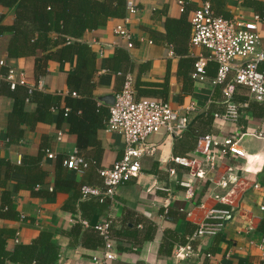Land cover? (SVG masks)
Masks as SVG:
<instances>
[{"label": "crops", "instance_id": "1", "mask_svg": "<svg viewBox=\"0 0 264 264\" xmlns=\"http://www.w3.org/2000/svg\"><path fill=\"white\" fill-rule=\"evenodd\" d=\"M178 1L136 0L137 14L129 16L126 8L125 18L109 17L105 25L86 31L73 44L70 59L60 61L56 53L42 77L36 75V62L47 53L11 58V34H0V60L24 72L26 87L61 95V108L71 95L68 79L77 65L79 42L89 44L97 54L92 96L103 109L110 108L128 75L133 79L136 99L168 102L175 109L191 103L197 106L181 137L164 131L149 138L156 153L141 160L139 176L121 185L113 198H79L78 191L84 186L103 191L99 170L112 167L123 157L125 138L108 132L104 124L96 132L98 144L80 152L89 163L86 172L67 169L64 162L78 151V135L71 132L70 124L60 121L59 111L53 110L52 122L11 125L15 100L8 83L1 79L0 206L3 196L8 194L19 215L18 220L0 218V229L17 232L16 237L7 240L8 252L12 253L19 244L31 245L43 232H48L59 252L55 264H98L96 259H104L105 242L90 227L111 222L116 258L101 264H261V251L250 241H259L264 235V140L255 135L264 132V107L239 86L234 95L240 106L237 122L214 118L226 110L222 88L213 84L218 64H207L205 81L192 78L195 63L209 52L191 45L190 18L203 2L210 1L219 16L252 20L256 14H264V1L184 0V12ZM16 16L14 8L0 4L1 25H14ZM119 25L129 29L133 48H128V42L114 32ZM259 32L264 50V23L259 24ZM61 48L59 45L55 52ZM261 69L264 70V63ZM72 96L81 98L87 94ZM37 108L34 101L25 104L28 114L35 113ZM208 134L221 141L239 138L246 157L227 155L214 172H209L204 157L196 151L199 138ZM45 148L48 151L43 153ZM221 149L217 147L214 152L220 153ZM47 152L54 157L49 158ZM173 157L197 158L194 170H205V176L195 180L190 198L180 182L188 178L191 169L174 163ZM64 169L73 188L70 185L68 190L43 196L24 187L28 173L36 170L37 174L46 173L45 188L51 191L59 170L62 174ZM171 169H175V175L170 174ZM223 179L229 181L226 188L220 185ZM255 185L260 188H254ZM213 208L232 210L225 229L216 237L194 238L203 218ZM187 245L192 247L193 255L187 259L177 257L176 251Z\"/></svg>", "mask_w": 264, "mask_h": 264}, {"label": "built area", "instance_id": "2", "mask_svg": "<svg viewBox=\"0 0 264 264\" xmlns=\"http://www.w3.org/2000/svg\"><path fill=\"white\" fill-rule=\"evenodd\" d=\"M178 5L181 12H184L186 2L179 0ZM126 8L129 16L137 14L136 0H126ZM190 23L192 28L191 45L195 48H205L209 52L208 55H201L195 63L192 78L200 82L205 81L207 64L211 61L218 64L213 84L222 88L226 110L222 114H215L214 118L237 122L240 106L234 101V95L239 86L246 88L250 97L264 107V70L261 69L264 63V50L261 49V34L259 32V24L264 23V14H256L252 20H245L239 16L224 18L215 14L210 1H205L192 12ZM114 32L128 42V48L134 47V40L129 29L119 25L114 29ZM0 68L7 69L5 75L0 71V80H5L11 90L27 85L24 72L7 66L3 59L0 60ZM231 74H233L232 78ZM73 95L77 96L76 93ZM247 106L248 104H244V107ZM196 109L195 103L175 109L168 102L150 98L136 99L133 79L130 75L126 76L124 87L116 95L114 104L110 106V116L105 123L108 132L118 133L125 138L123 157L116 161L112 167L99 170L104 184L103 191L84 186L82 187L83 197L113 198L121 185L139 176L141 160L156 153V148L149 142V138L164 131L173 137H181L188 128L189 116ZM255 135L264 140V132ZM217 147H222L220 153L214 152ZM196 151L204 157L209 172H214L219 162L227 155L237 158L246 157V152L239 145L237 137H229L221 141L210 134L201 136ZM47 154L51 159L54 157L50 152ZM172 161L191 169L188 178L180 182V185L186 188L187 197H192L195 180L203 178L205 170L203 168L198 171L194 170L197 158L173 157ZM64 164L68 169L79 173H84L89 168V163L85 161L79 151L71 155ZM170 174L175 175V169H171ZM228 183V180L223 179L220 185L226 188ZM254 188L259 189L260 186L255 185ZM261 210L264 211V206H261ZM231 214L232 210L230 209H211L200 223L194 238L216 237L225 229ZM111 227V222L95 227L105 240L103 259L105 263L116 258L115 240L111 234ZM250 244L259 248L261 264H264V235L259 241H250ZM191 255H193V249L190 245L176 251V256L182 259H187ZM208 256L210 257V255ZM95 261L98 264L103 263L102 260L96 259Z\"/></svg>", "mask_w": 264, "mask_h": 264}, {"label": "trees", "instance_id": "3", "mask_svg": "<svg viewBox=\"0 0 264 264\" xmlns=\"http://www.w3.org/2000/svg\"><path fill=\"white\" fill-rule=\"evenodd\" d=\"M0 4L14 8L17 15L14 25L3 26L0 24V34H11L8 46L9 57L23 58L37 55L39 52L47 53L37 59L35 67L37 77H42L47 73L48 62L56 56V53L60 61H68L73 53V44L75 41H79L86 31L96 30L105 25L109 17L125 18L126 16V0H112V3L98 0H0ZM78 44L77 65L74 74L70 75L68 79L69 94L71 95L65 98V107L61 108V95L38 92L26 86H18L15 90L9 88L15 100L14 110L9 121L11 125L15 122L31 124L52 122V111L57 110L59 111V120L69 123L71 132L78 135V151L82 152L87 147L98 144L96 132L109 119L110 108L103 109L92 96L94 88L92 79L96 72L97 54L89 44L83 42ZM59 45H62V48L55 52V48ZM1 71L4 75L7 73L6 68ZM73 93L87 94V96L74 98ZM28 101L38 104L37 111L33 114H28L25 111V104ZM46 151L48 150L45 148L43 153ZM1 165L2 163H0ZM61 169H63L62 166ZM64 173L65 169L62 174L59 170L58 180L51 191L49 188L47 190L45 188L47 185L45 183L46 173L37 174L36 170L28 173L29 178L24 187L43 196L53 195L58 190H68L70 185L73 188L74 186L72 187L71 181L67 180ZM78 193L79 198H84L82 188ZM11 203V196L5 194L3 204L0 206V218L18 220L19 215L13 210ZM95 227L90 228L99 235L100 240L105 242ZM16 235L17 232L14 230L0 229V264L7 262L13 264H55L59 252L52 243L50 233L43 232L39 239L31 245L19 244L10 253L7 251L6 243L8 239L14 238Z\"/></svg>", "mask_w": 264, "mask_h": 264}, {"label": "water", "instance_id": "4", "mask_svg": "<svg viewBox=\"0 0 264 264\" xmlns=\"http://www.w3.org/2000/svg\"><path fill=\"white\" fill-rule=\"evenodd\" d=\"M114 102H115V97H113V102H112L111 106L114 104Z\"/></svg>", "mask_w": 264, "mask_h": 264}]
</instances>
